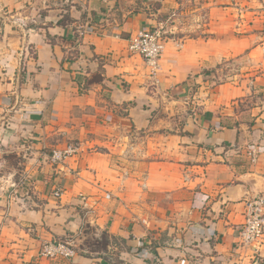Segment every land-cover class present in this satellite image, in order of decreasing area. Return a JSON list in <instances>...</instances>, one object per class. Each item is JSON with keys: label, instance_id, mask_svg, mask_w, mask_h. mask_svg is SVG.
<instances>
[{"label": "crops", "instance_id": "obj_1", "mask_svg": "<svg viewBox=\"0 0 264 264\" xmlns=\"http://www.w3.org/2000/svg\"><path fill=\"white\" fill-rule=\"evenodd\" d=\"M31 1L0 0V264H264V238L240 244L264 196L263 20L225 25L209 0V24H175L152 71L129 51L156 26L149 1L55 0L38 24ZM166 1L176 17L187 0ZM242 53L256 71L213 82ZM86 227L116 241L89 254ZM56 240L73 259L41 254Z\"/></svg>", "mask_w": 264, "mask_h": 264}, {"label": "rangeland", "instance_id": "obj_2", "mask_svg": "<svg viewBox=\"0 0 264 264\" xmlns=\"http://www.w3.org/2000/svg\"><path fill=\"white\" fill-rule=\"evenodd\" d=\"M128 1L131 6L136 8L143 5L142 2L149 1L151 3L148 12L152 14L156 26H158L162 30L165 41L167 40V37L172 35V32L175 30V24L177 25V27H182L183 25L188 26L189 31L187 32H193L194 28H199V25L209 24L210 16L208 13L211 11V9H213V5L209 3V0H187L186 4H182L178 7V12L180 13V15L174 17L172 15V8L170 9L168 7V3L166 0H124L126 5L129 4ZM59 2L60 0H58V4ZM44 3L49 6H54L53 4L55 3V0H32L31 3H28V5L32 6V17L36 20V24L39 23L38 16L42 15L43 9L41 11H38L37 8L36 12H34V8L37 7V5L39 7L43 6ZM62 7L64 10H69L71 8L70 0H63ZM218 7L220 9V13L223 15V22L225 25H234L236 27H240L243 25V20L249 21L248 24L255 23L252 17L247 20V14H252V16L254 17H259V19L256 20H263L264 24V0H218ZM193 10L195 11L192 12ZM187 11L188 13H186ZM174 19H176V21H174ZM239 32L245 33L244 31ZM246 53H242L241 55L233 59L225 61L223 64L218 66L217 69H219V71H216V69H214V73L216 75L212 78L213 82L219 83L221 81L228 80L229 76H235L241 73L255 72L256 69L250 70L248 68L250 67V59L252 60L253 58H249L248 54ZM82 196L84 197V195ZM106 197L109 198L110 194H107ZM115 241V238H112L105 231L98 232L93 227H86L85 234L82 237V240L79 241V244L81 248L85 250V252L87 251V253L90 254V252L88 251L102 253V251L107 248V245ZM111 256L114 257V254H112Z\"/></svg>", "mask_w": 264, "mask_h": 264}, {"label": "built area", "instance_id": "obj_3", "mask_svg": "<svg viewBox=\"0 0 264 264\" xmlns=\"http://www.w3.org/2000/svg\"><path fill=\"white\" fill-rule=\"evenodd\" d=\"M165 37L158 26L141 30L135 37L130 39L129 51L141 56L152 71L159 67L165 49ZM75 146L70 144L62 149H54L48 154V159L54 165H62L75 153ZM145 187L146 184H143ZM63 190L59 183L55 184L52 195L59 199ZM83 199H85L82 196ZM244 224L240 230V244L250 246L258 244L264 238V196H257L246 205ZM42 255L57 259H73L77 254L70 240H56L46 244L41 252Z\"/></svg>", "mask_w": 264, "mask_h": 264}, {"label": "trees", "instance_id": "obj_4", "mask_svg": "<svg viewBox=\"0 0 264 264\" xmlns=\"http://www.w3.org/2000/svg\"><path fill=\"white\" fill-rule=\"evenodd\" d=\"M113 238V237H112Z\"/></svg>", "mask_w": 264, "mask_h": 264}]
</instances>
